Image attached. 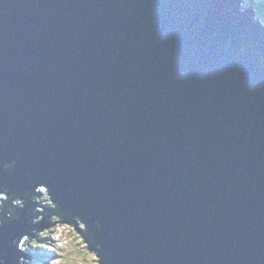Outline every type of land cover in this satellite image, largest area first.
I'll use <instances>...</instances> for the list:
<instances>
[{
  "label": "water",
  "instance_id": "1",
  "mask_svg": "<svg viewBox=\"0 0 264 264\" xmlns=\"http://www.w3.org/2000/svg\"><path fill=\"white\" fill-rule=\"evenodd\" d=\"M241 3L0 0V264L52 215L101 264H264V29Z\"/></svg>",
  "mask_w": 264,
  "mask_h": 264
},
{
  "label": "rangeland",
  "instance_id": "2",
  "mask_svg": "<svg viewBox=\"0 0 264 264\" xmlns=\"http://www.w3.org/2000/svg\"><path fill=\"white\" fill-rule=\"evenodd\" d=\"M249 1L250 0H248V2L246 3L248 5H246V7H249L251 4H253V0H251L250 2ZM254 6L256 7L257 5L254 3L252 8H254ZM257 11L260 13L261 10L258 8ZM61 218V215H52L51 217H49V223L51 225L45 227L40 232L36 231L37 234H39L37 236V241H31L30 238L32 236L28 237L26 235L28 240L32 243H49L47 244V251H41L39 254L40 256H38V260H42L41 258L43 257L47 261H49V264H99L100 257L97 256L98 252L96 250L90 249L89 244L88 242H86L83 235L76 230L75 224L71 222L66 223L63 221H59L61 220ZM78 227L83 230L86 229L85 223L81 221L78 223ZM46 234H48V237H46ZM28 240H26V243H29ZM37 247L38 246H36L35 244H32L31 250H33L34 252L37 251V249L39 250V248ZM27 254H30V252H28ZM22 260L24 263L25 259ZM32 263L37 264V261L33 260Z\"/></svg>",
  "mask_w": 264,
  "mask_h": 264
},
{
  "label": "trees",
  "instance_id": "3",
  "mask_svg": "<svg viewBox=\"0 0 264 264\" xmlns=\"http://www.w3.org/2000/svg\"><path fill=\"white\" fill-rule=\"evenodd\" d=\"M251 1V0H250ZM249 1V2H250ZM254 1V0H253ZM254 4V3H253ZM253 4H249L250 6H252L253 7ZM260 5H263V4H260ZM256 8H257V10H258V7L256 6ZM254 9H255V7H254ZM253 9V10H254ZM259 9L261 10L260 11V13L258 12V11H256V10H254V12L256 11V12H258V18H259V21L261 22V23H263L264 24V9H262L261 7H259ZM20 217V214H17L16 216H15V218H19ZM61 220H63V217L61 218ZM67 223V222H66ZM50 231V230H49ZM48 233V232H47ZM47 236L46 237H48V234H46ZM50 235V234H49ZM84 237V236H83ZM85 238V237H84ZM33 244H35L36 246H38V247H41L42 248V251H47L46 250V248H48L47 247V244H49L48 242H45V243H40L39 244V242L37 243V242H35V243H33ZM93 250V249H92ZM44 253V252H43ZM42 253V254H43ZM46 255H47V253H46ZM42 260H40L39 261V264H49V261H47L45 258H41ZM44 259V260H43Z\"/></svg>",
  "mask_w": 264,
  "mask_h": 264
},
{
  "label": "clouds",
  "instance_id": "4",
  "mask_svg": "<svg viewBox=\"0 0 264 264\" xmlns=\"http://www.w3.org/2000/svg\"><path fill=\"white\" fill-rule=\"evenodd\" d=\"M9 199H10V195L9 196H3V197H1L0 209H3V210L6 211L7 206H8V202H9ZM77 220H78V222L81 221L80 219H77ZM0 225H2V221H0ZM20 262H22V258L20 259ZM99 264H101V262Z\"/></svg>",
  "mask_w": 264,
  "mask_h": 264
},
{
  "label": "bare ground",
  "instance_id": "5",
  "mask_svg": "<svg viewBox=\"0 0 264 264\" xmlns=\"http://www.w3.org/2000/svg\"><path fill=\"white\" fill-rule=\"evenodd\" d=\"M253 9H254V8H253ZM254 10H256V9H254ZM256 11H257V10H256ZM256 11H255V13L257 14L256 16H257V18H258V15H259V14H258V12H256ZM258 19H259V18H258ZM77 219H78V217H75V221L78 222ZM69 222L74 223L73 221H69ZM79 222H80V221H79ZM79 222H78V223H79ZM84 229H85V228H84Z\"/></svg>",
  "mask_w": 264,
  "mask_h": 264
}]
</instances>
